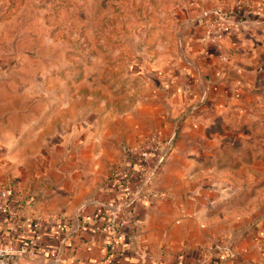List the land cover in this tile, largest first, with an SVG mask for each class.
<instances>
[{
	"label": "rangeland",
	"instance_id": "1",
	"mask_svg": "<svg viewBox=\"0 0 264 264\" xmlns=\"http://www.w3.org/2000/svg\"><path fill=\"white\" fill-rule=\"evenodd\" d=\"M239 9L252 20L231 22ZM206 13L215 19L209 30L233 42L220 45V63L240 68L237 75L245 79L246 135L231 139L246 140V148L199 144L210 135L194 140L195 154L213 153L209 170L262 173L264 0H0V174L8 178L0 190L52 194L60 206L71 205L72 226L109 201L112 181L124 176L165 122L178 130L185 115L197 122L208 98L198 74L209 64L196 41L207 31L198 24ZM178 70L186 75L172 78ZM187 74L195 76V99L187 93L190 101L183 98L178 117L172 113L176 88L187 85ZM168 162L143 179L141 196L168 198L160 188ZM130 177L136 188L137 175ZM194 187L190 181L191 194Z\"/></svg>",
	"mask_w": 264,
	"mask_h": 264
},
{
	"label": "crops",
	"instance_id": "2",
	"mask_svg": "<svg viewBox=\"0 0 264 264\" xmlns=\"http://www.w3.org/2000/svg\"><path fill=\"white\" fill-rule=\"evenodd\" d=\"M204 15L198 24L207 26V31L203 26L204 31L196 41L199 49L204 50L201 57L211 65L210 68L205 64L198 74L202 82L200 91L207 94V102L197 122L191 119L193 116L185 115L179 130L173 121L165 122L160 130L165 139L180 135L175 151L171 155L170 151L166 153L165 160L169 162L161 175L160 188L169 191L168 198L159 194L156 198L150 195L147 200L142 195V201H135L140 226L137 230L131 227L126 236L115 234L120 252L112 255L105 247L106 234L97 230L103 228L101 224L107 222L109 212L125 200V193L112 186L121 178L120 174L110 184L109 201L93 209L90 215L81 216L74 226L69 221L72 210L69 203L60 206L57 200L49 199L52 194L47 195V192L45 199L42 194L34 196L31 190L17 189L12 198L14 202H9L8 206L20 208L16 210L25 227L32 230L30 237H37L36 247L32 253L6 257L0 264H264V167L262 173L237 172L228 166H222L219 171L213 167L209 170L206 164L213 153L207 154L210 156L204 155L206 152H200V156L195 154L194 140L210 135V140L207 137L199 144H209L215 150L220 144L224 148H246V140L231 139L235 134L238 138L246 135V92L242 91L245 79L239 76L240 68L220 63V45L233 42L217 29L216 32L209 30V26L214 27L215 19L209 13ZM239 17V24L253 18L246 17V13ZM217 36L223 40L217 41ZM171 73L174 79L186 75L184 70ZM188 76L187 85L176 88L179 94L172 113L178 117L182 114L183 101H187L186 104L190 101L187 93L191 100L195 99L194 92L191 93L195 76ZM200 91L197 95H201ZM156 162V158L146 160L144 173L148 174L147 168L151 169ZM193 164L194 169L190 167ZM7 179V175L0 174V186L5 185ZM172 180L179 181L177 188L168 183ZM251 180L257 182L253 187L242 185ZM190 181L195 185L193 194L188 188ZM28 195L31 200L26 199ZM56 207L60 208L56 210ZM58 212L63 215H53ZM36 222L41 223L39 231L33 229ZM13 228L0 212V248L20 249L24 234L22 230L14 234ZM219 245L227 250H217Z\"/></svg>",
	"mask_w": 264,
	"mask_h": 264
},
{
	"label": "built area",
	"instance_id": "3",
	"mask_svg": "<svg viewBox=\"0 0 264 264\" xmlns=\"http://www.w3.org/2000/svg\"><path fill=\"white\" fill-rule=\"evenodd\" d=\"M176 135L171 136L170 138L165 139L163 137V134L159 132L157 136L152 139L150 142H147L144 144L141 152L140 157L144 160H148L149 156L152 155L156 157V167H152L151 169H147L148 174H154L157 172L156 170L159 168L161 163L165 160L167 148H169ZM161 144H165V147H161ZM155 159V158H154ZM145 171V170H144ZM144 171L137 172V180L138 186L136 188H132L133 186L131 183L129 186L126 187L124 193H125V200L119 204L116 205L114 210H111L109 212V217L107 222L105 223V226L103 228H98V233L100 231L104 230H111L114 234L122 233L126 236L125 232H120L119 228H125L132 219V213L131 210L134 209V204L136 200L140 199L141 192L143 189L142 183L143 179L148 175L145 174ZM140 192V193H139ZM9 191L8 190H0V212L5 214V220L7 223L12 224L14 228L12 229L14 234H17L19 231L22 230L24 237L22 239L21 247L19 250H13V249H2L0 248V263H2L6 257L9 256H18L23 255L26 253H32L33 250H35L36 247V240L37 237H30L32 234V230L25 227V223L22 221V219L19 218V213L16 208H11L8 206L9 204ZM22 218V217H21ZM36 228L37 231L41 228V223L36 222L33 225V229ZM95 239V238H94ZM95 241V240H94ZM105 247L109 252L113 255L116 254L119 248V243L116 242V240L112 242L105 243ZM217 250L219 251H226L227 249L221 245L217 246ZM52 253L56 254V251L53 250ZM232 254V253H231Z\"/></svg>",
	"mask_w": 264,
	"mask_h": 264
},
{
	"label": "trees",
	"instance_id": "4",
	"mask_svg": "<svg viewBox=\"0 0 264 264\" xmlns=\"http://www.w3.org/2000/svg\"><path fill=\"white\" fill-rule=\"evenodd\" d=\"M239 11H241V12L236 13V16H232L233 18H231V19L234 20L236 17L240 18L239 16L243 15V13H246V17L251 16V14L247 15L248 12H246V10L239 9ZM154 158H156V157H154L152 155L149 156L150 160L154 159ZM145 162H146V160H144L140 156H138V160L135 163L134 162H130L129 165H127L126 172L124 173V176L120 175L121 178H118L117 182H115L112 186L115 187V189H119V190L121 189L124 192L127 186H129L131 183H134V180L130 177V175H132L133 173H135L137 175L138 170L141 171V172L144 171L143 169L144 168L146 169V167H147ZM13 194H14V191H12L10 189V191H9V195H10L9 202L13 201V199H12L13 198ZM16 205L17 204H15L13 206H16ZM16 208L20 209L19 207H16ZM131 213H132V219L130 220V223L125 228H119L120 232H125V233H127V235L129 234V230H130L131 227H132V229L136 228V230H137V228H139V221L140 220L136 216L135 208L131 210ZM96 224H97V222H96ZM104 224L105 223L101 224V227H104ZM103 233L106 234L105 238H108V242H112L113 243L116 240L115 239L116 236L111 230H104ZM118 252H120L119 248H118V251L116 253H118ZM225 256H226V254H225Z\"/></svg>",
	"mask_w": 264,
	"mask_h": 264
}]
</instances>
